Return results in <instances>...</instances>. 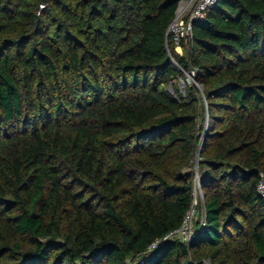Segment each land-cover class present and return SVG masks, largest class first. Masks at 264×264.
<instances>
[{"label": "trees", "instance_id": "1", "mask_svg": "<svg viewBox=\"0 0 264 264\" xmlns=\"http://www.w3.org/2000/svg\"><path fill=\"white\" fill-rule=\"evenodd\" d=\"M181 1L0 0V264H264V0Z\"/></svg>", "mask_w": 264, "mask_h": 264}, {"label": "built area", "instance_id": "2", "mask_svg": "<svg viewBox=\"0 0 264 264\" xmlns=\"http://www.w3.org/2000/svg\"><path fill=\"white\" fill-rule=\"evenodd\" d=\"M218 0H183L181 1L175 17L170 21L167 28V41L172 39L175 44L176 51L180 54H184V47L188 46L193 38V27L196 22L205 18L207 11L212 8ZM175 66L177 64L174 61ZM189 77L195 81V71H185ZM196 85L200 87L198 83ZM210 126L209 118L207 117L205 123V129ZM199 156L197 155V158ZM258 193L264 198V173H259V180L257 185ZM193 203L183 219L181 225L171 231H169L162 239H157L152 247H157L161 242L165 240H180L185 243L192 241L196 234V222L200 221L201 226L206 225L204 209V194L202 192L199 178L197 177L196 185L193 189Z\"/></svg>", "mask_w": 264, "mask_h": 264}, {"label": "rangeland", "instance_id": "3", "mask_svg": "<svg viewBox=\"0 0 264 264\" xmlns=\"http://www.w3.org/2000/svg\"><path fill=\"white\" fill-rule=\"evenodd\" d=\"M178 69H180L178 66H176ZM173 83L177 85L179 91L182 93V94H185V88H186V85L187 84H192L193 83V79L191 77L188 76L187 73H185V77H180V76H177L173 79ZM201 87V85H200ZM202 88V87H201ZM169 93L171 94H174L175 95V92H174V89H173V86H172V83H170L168 85V89Z\"/></svg>", "mask_w": 264, "mask_h": 264}, {"label": "water", "instance_id": "4", "mask_svg": "<svg viewBox=\"0 0 264 264\" xmlns=\"http://www.w3.org/2000/svg\"><path fill=\"white\" fill-rule=\"evenodd\" d=\"M202 145H203V140L200 142L199 151H198V154H197L198 156H199V154L201 152Z\"/></svg>", "mask_w": 264, "mask_h": 264}]
</instances>
